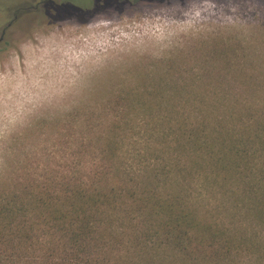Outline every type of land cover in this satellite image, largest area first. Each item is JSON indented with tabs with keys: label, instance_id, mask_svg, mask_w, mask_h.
<instances>
[{
	"label": "rangeland",
	"instance_id": "rangeland-1",
	"mask_svg": "<svg viewBox=\"0 0 264 264\" xmlns=\"http://www.w3.org/2000/svg\"><path fill=\"white\" fill-rule=\"evenodd\" d=\"M40 1L0 0V38L16 12ZM54 1L86 5L91 0ZM82 18L73 15L31 32L6 31L12 45L0 51V200L25 181L84 173L97 161L99 125L110 120L112 107L119 100H143L137 92L124 97L129 88L161 84L169 89L164 95L179 103L199 96L196 90L203 88L201 107L237 101L229 89L262 88L264 0H138L120 11L109 7ZM217 71L220 78L215 77ZM252 73L256 78H248ZM215 83L231 86L225 89L229 95L220 100ZM174 86L189 90L175 95ZM197 105L195 100L183 114H198ZM178 111L181 116L182 108ZM217 113L229 112L222 108ZM133 117L135 126L120 134L123 153L118 157L123 167L136 173L164 163L167 156L163 145L150 137L149 113L139 111ZM154 149L155 157L147 153ZM193 183L191 197L202 208L201 215L215 213L223 221L248 224L239 217L236 200L212 191L204 181ZM254 232L259 246L254 252L241 251L236 264H264V228ZM121 249L125 257L128 252ZM12 251L17 254L18 249L8 248L7 254ZM38 256L31 247L15 255L13 264H37Z\"/></svg>",
	"mask_w": 264,
	"mask_h": 264
},
{
	"label": "trees",
	"instance_id": "trees-1",
	"mask_svg": "<svg viewBox=\"0 0 264 264\" xmlns=\"http://www.w3.org/2000/svg\"><path fill=\"white\" fill-rule=\"evenodd\" d=\"M132 1L138 0H91L86 5L41 0L14 14L3 29L0 51L12 45L6 31L31 32L109 7L120 11ZM216 84L222 100L231 86ZM260 84L262 88L229 89L237 101L211 102L208 107H201L203 88L196 90L199 96L180 103L164 95L169 89L161 84L127 89L124 97L137 92L143 100H119L112 107L110 120L99 125L97 161L84 173L60 174L58 180L47 174L40 181L20 183L1 198L0 264H13L15 255L31 247L39 253L37 264H236L241 251L254 252L259 246L254 231L264 228V76ZM173 88L175 95L189 90ZM195 100L200 102L198 114L185 116ZM222 108L229 113H217ZM139 111L149 113L150 137L163 145L167 159L131 173L119 162L120 134L135 126L133 115ZM154 152L147 153L155 157ZM194 179L236 200L239 217L248 224L226 222L215 213L201 215L202 208L191 197ZM249 229L252 235L246 233ZM8 248H17V254H7Z\"/></svg>",
	"mask_w": 264,
	"mask_h": 264
}]
</instances>
